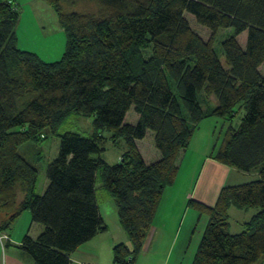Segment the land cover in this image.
Masks as SVG:
<instances>
[{"label":"trees","instance_id":"obj_1","mask_svg":"<svg viewBox=\"0 0 264 264\" xmlns=\"http://www.w3.org/2000/svg\"><path fill=\"white\" fill-rule=\"evenodd\" d=\"M42 1L66 36L63 56L51 63L19 48L20 10L0 0V231L29 211L44 230L19 249L33 264H72V253L108 230L100 182L128 239L113 247L112 264H135L180 158L199 124L214 117L228 123L215 161L257 171L258 180L221 188L212 206L188 202L207 217L192 264H264V0H87L89 12L74 11L80 0ZM186 15L211 32L208 41ZM220 30L231 31L221 44L225 65L213 48ZM243 33L245 47L237 41ZM198 94L216 106L202 109ZM131 109L135 124L125 121ZM71 115L92 118L94 133L58 135L48 186L37 195L38 171L19 148L44 131L56 135ZM149 131L160 153L150 164L137 147ZM107 139L125 149L113 165L100 156ZM231 207L257 210L238 234L229 231Z\"/></svg>","mask_w":264,"mask_h":264},{"label":"rangeland","instance_id":"obj_2","mask_svg":"<svg viewBox=\"0 0 264 264\" xmlns=\"http://www.w3.org/2000/svg\"><path fill=\"white\" fill-rule=\"evenodd\" d=\"M14 5L20 10L19 23L16 27V38L17 44L20 49L28 51L30 53L36 54L44 62H56L61 59L65 51L66 36L60 27L57 17L53 10L48 7L42 0H14ZM94 5L85 0H80L74 7V11L78 12H89L94 10ZM187 20L190 23L192 30L199 35L204 41H208L211 32L196 24L194 18L191 15H186ZM230 30H220L216 35L213 48L220 59V61L225 65L223 51H222V41L225 40L230 35ZM237 41L241 47H245L246 44V33L238 36ZM171 83V90L176 95L174 85ZM197 99L202 109H213L216 106V101L214 97H207L204 94H198ZM185 114V112H184ZM138 119V114L131 109L126 115V123L135 124ZM206 120V119H205ZM217 120V119H214ZM92 118H83L75 115L69 116L57 130V134H51L49 131H44V139L38 141H29L23 144L19 148L20 155L31 165H33L38 171V184L36 193L37 195H43L47 186L48 179L46 177V171L51 162L57 157L60 138L58 135H62L67 132H72L79 134L83 137L90 138L94 133L92 126ZM219 121V120H218ZM211 122V121H209ZM220 123L216 126L215 132L213 134V142L219 139L218 147L220 146L224 133L228 127V123L224 121H219ZM224 122L225 127L223 132L221 131L222 123ZM239 122V118L235 121V124ZM211 123L202 121L197 129V134L200 135V140L198 142L199 147L204 146L205 136L208 135V126ZM213 126V125H212ZM106 138L110 137V134L105 132L103 134ZM108 140V139H107ZM137 147L144 157L146 163H154L160 159V153L157 151L154 145V134L149 131L142 141L137 142ZM104 150L101 153V159L106 161L108 164H116L120 156L124 152V147L122 142L114 144L108 140L102 145ZM200 151L197 150L192 158L186 157L185 163L196 169V165H199L201 157L199 155ZM182 169V168H181ZM196 171V170H195ZM194 171V172H195ZM188 168L183 165V174H187ZM236 172V171H233ZM181 173V170H180ZM193 172H191L192 174ZM236 174V173H235ZM254 173L251 175H239V179L236 181L235 178L229 179L230 185L235 184L242 185L252 181L258 180L256 176L254 178ZM232 180V181H231ZM185 181L183 182V185ZM101 183L98 182L96 185V199L100 209L102 217L105 218V223L108 227V232H123L119 227L117 215L115 214V206L113 200L108 196L106 191L102 189ZM228 185V184H227ZM23 194L18 191V202L22 201ZM196 213L193 210H189L187 213V219L185 220V227L190 223V220L195 219ZM207 217L203 216L202 219L198 218L193 223L192 227V240L190 248L187 249L186 261L183 260L181 264H192L194 255L198 248L202 233L207 224ZM240 217H236L231 214L229 219V231L231 234L241 233L244 229L239 225L242 224ZM248 223V222H247ZM245 224V223H244ZM243 224V225H244ZM120 228V229H119ZM44 227L40 224H35L32 222V216L29 211L23 212L20 217L13 223L9 230L6 232L0 231V264H29L32 260L28 255L23 253L19 246L22 239L25 236H30L31 238H37V236L43 232ZM188 244V243H187ZM33 264V263H32ZM139 264L140 261H139ZM171 264H174L171 262Z\"/></svg>","mask_w":264,"mask_h":264},{"label":"crops","instance_id":"obj_3","mask_svg":"<svg viewBox=\"0 0 264 264\" xmlns=\"http://www.w3.org/2000/svg\"><path fill=\"white\" fill-rule=\"evenodd\" d=\"M206 120L207 123L211 124L208 126V135L205 136L204 146L202 148L198 146L200 135L196 131L190 148L180 158L181 173L179 170L178 180L173 187L166 191L153 227L144 242L143 251L135 264H139V261L141 264H171V262L181 264L183 260L186 261L187 249L190 248L193 235V223L199 218L195 212V219L193 220L192 218L184 229L187 213L189 210L191 211L188 208V202L196 200L212 206L221 188L235 185H230L231 182L228 183L229 179L233 180L236 176L237 181L240 177L239 175H251V173H254L252 174L254 178L258 177L257 171L242 173L215 161L214 155L219 148V139L213 142V134L216 126L220 123L219 121L222 120L214 117ZM224 127L225 124L223 122L221 127L222 132ZM197 150L200 151V154L196 153V155H199L201 159L199 165L197 164L196 169H194L195 167L193 168L190 162L186 164L185 161L186 157L190 156L192 158ZM183 165H186L188 168L186 175L182 173ZM191 172L193 173L191 174ZM184 181L185 184L183 185ZM256 213L257 210L254 209L248 211H240L235 207L229 209V216L233 214L237 218H241L243 223L239 225L242 228L243 224L249 222ZM114 215H116V207ZM102 218L105 221V218ZM202 218L200 217V219ZM119 243L128 244L125 232H108L107 230L72 253L70 255L72 264H112V250ZM29 264L32 263L29 262Z\"/></svg>","mask_w":264,"mask_h":264}]
</instances>
